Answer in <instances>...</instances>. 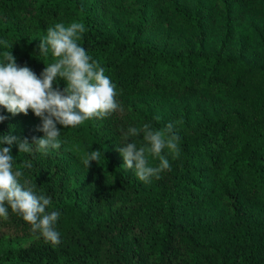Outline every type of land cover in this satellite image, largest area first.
I'll return each instance as SVG.
<instances>
[{"label": "trees", "instance_id": "1", "mask_svg": "<svg viewBox=\"0 0 264 264\" xmlns=\"http://www.w3.org/2000/svg\"><path fill=\"white\" fill-rule=\"evenodd\" d=\"M72 22L84 23L78 43L116 85L123 113L57 124L63 143L47 155L10 146L14 170L60 211L61 242L9 208L0 264H264V0H0V39L13 44L0 45V62L12 51L39 76L54 62L38 55L40 39ZM0 115V135L44 136L32 110ZM169 122L180 156L144 183L119 143L129 127ZM97 149L100 163L86 168Z\"/></svg>", "mask_w": 264, "mask_h": 264}, {"label": "clouds", "instance_id": "2", "mask_svg": "<svg viewBox=\"0 0 264 264\" xmlns=\"http://www.w3.org/2000/svg\"><path fill=\"white\" fill-rule=\"evenodd\" d=\"M86 31L83 22L50 26L37 49L38 55L45 58L51 53L54 62L43 60L46 67L39 76L30 67L19 66L12 51H5L3 62H0V106L12 115H27L32 110L42 119L38 130L44 133L32 143L27 138L0 135V218L7 220L10 208L31 225L33 233H38L53 247L61 242L55 227L61 213L59 210L47 211L51 198L37 194L35 186L24 178V172L14 170L10 146L18 144L20 153L31 154L35 150L47 155L49 150L60 149L63 143L57 124L75 128L91 119L109 117L120 107L116 85L105 75L99 62L78 43ZM0 45L5 49L13 47L7 39H0ZM58 80L66 82L62 90L54 87ZM5 119L0 115V122ZM141 134L145 144L137 148L133 138ZM123 135L124 140L119 143L123 146L118 147L123 165L144 183L159 179L162 172L171 170L168 156L173 160L180 156V137L171 122L160 129H153L147 123L142 128L129 127ZM149 157L158 159V166H151ZM100 159L101 153L97 149L85 155L82 163L89 169L92 161L100 163Z\"/></svg>", "mask_w": 264, "mask_h": 264}, {"label": "rangeland", "instance_id": "3", "mask_svg": "<svg viewBox=\"0 0 264 264\" xmlns=\"http://www.w3.org/2000/svg\"><path fill=\"white\" fill-rule=\"evenodd\" d=\"M120 106V105H119ZM121 109H123L122 107H119L117 110H118V112L119 113H123L122 111H121ZM6 230H2V233L3 232H5ZM10 233V231H8V234ZM13 235H15V233L14 234H11V235H9V236H13ZM17 241V240H16Z\"/></svg>", "mask_w": 264, "mask_h": 264}]
</instances>
